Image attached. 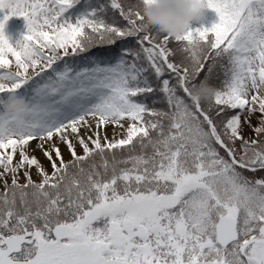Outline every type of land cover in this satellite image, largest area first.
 Returning <instances> with one entry per match:
<instances>
[{"label":"snow or ice","instance_id":"obj_1","mask_svg":"<svg viewBox=\"0 0 264 264\" xmlns=\"http://www.w3.org/2000/svg\"><path fill=\"white\" fill-rule=\"evenodd\" d=\"M140 5L0 0V264H264V0Z\"/></svg>","mask_w":264,"mask_h":264},{"label":"clouds","instance_id":"obj_2","mask_svg":"<svg viewBox=\"0 0 264 264\" xmlns=\"http://www.w3.org/2000/svg\"><path fill=\"white\" fill-rule=\"evenodd\" d=\"M141 12L149 25L160 33L169 35L183 34L194 20L205 14L207 0H141ZM215 88L206 81L193 87L194 99L207 103L212 100ZM25 101L22 97L12 96L8 99V108L17 112L23 109Z\"/></svg>","mask_w":264,"mask_h":264},{"label":"rangeland","instance_id":"obj_3","mask_svg":"<svg viewBox=\"0 0 264 264\" xmlns=\"http://www.w3.org/2000/svg\"><path fill=\"white\" fill-rule=\"evenodd\" d=\"M3 13H0V18H2ZM218 16L215 13L214 10L207 9L203 17H201L199 20H194L190 24V28L195 29L199 27H211L214 23L218 22ZM26 22L23 17L19 16H12L8 19L6 22L4 32L7 37H9L10 43L13 45L16 44L18 40H20L23 35L26 33ZM10 59H14L9 57ZM110 131V130H109ZM42 160V162L45 163V166L47 167V161L44 160V158L40 155V153H36ZM50 170V169H49ZM35 176V174L33 173Z\"/></svg>","mask_w":264,"mask_h":264},{"label":"trees","instance_id":"obj_4","mask_svg":"<svg viewBox=\"0 0 264 264\" xmlns=\"http://www.w3.org/2000/svg\"><path fill=\"white\" fill-rule=\"evenodd\" d=\"M220 79H221V80L223 79V76H222V74H221V77H220ZM216 83H217V84H219V81H216Z\"/></svg>","mask_w":264,"mask_h":264}]
</instances>
